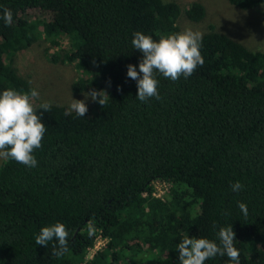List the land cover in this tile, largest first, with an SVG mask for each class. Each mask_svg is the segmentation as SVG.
Instances as JSON below:
<instances>
[{"label": "trees", "instance_id": "1", "mask_svg": "<svg viewBox=\"0 0 264 264\" xmlns=\"http://www.w3.org/2000/svg\"><path fill=\"white\" fill-rule=\"evenodd\" d=\"M228 1L263 6L264 19V0ZM3 8L12 10L13 23L0 19V92L34 88L16 56L47 37L59 49L52 61L74 63L85 75L95 65L94 78L78 79L75 92L104 90L110 98L105 106L95 102L85 117L64 115V105L38 109L47 131L34 151L37 166L3 161L0 264H135L132 257L148 252L159 264H179L176 248L185 236L216 240L228 225L239 264H264L263 50L211 24L202 38L203 65L175 82L157 74L161 99L144 103L136 98L137 82L127 78V66L139 71L143 55L132 47L133 34L159 40L183 31L178 2L0 0ZM32 9L51 13V20L33 19ZM185 14L202 22L206 7L194 1ZM157 181L170 185L165 199L152 195ZM236 181L245 185L239 193L231 189ZM57 222L69 231L62 256L52 254L55 241L35 243L41 227ZM100 233L108 242L87 261ZM205 264L234 262L216 256Z\"/></svg>", "mask_w": 264, "mask_h": 264}, {"label": "clouds", "instance_id": "2", "mask_svg": "<svg viewBox=\"0 0 264 264\" xmlns=\"http://www.w3.org/2000/svg\"><path fill=\"white\" fill-rule=\"evenodd\" d=\"M0 19L6 26L13 23V13L9 8H3ZM203 34L191 28L176 33L163 35L159 40L153 39L141 31L133 34L131 41L133 49L141 52L139 71L133 64L127 66V78L137 82L136 98L147 103L150 98L161 99L158 91L157 74L165 79L177 81L183 76L189 78L195 70L202 66L204 58L200 51ZM40 96L36 88L20 91L8 88L0 92V157L11 159L26 167L34 168L38 161L34 151L42 147V141L47 131L42 122V112H50L52 103L44 101L35 105L34 100ZM91 97L94 102L105 106L109 95L104 90H91L85 97ZM88 111L84 100L73 99L64 115L75 113L77 117H85ZM245 188L240 181L231 184L233 192L239 193ZM238 207L247 218L248 208L244 202ZM95 226L88 224V235L92 236ZM69 231L63 223L57 222L43 226L35 235L36 245L48 247L52 244V254L62 256L68 250ZM235 232L231 225L222 226L216 232V240L185 236L177 245L179 264H205L216 256H226L229 261L239 264L240 251L234 245Z\"/></svg>", "mask_w": 264, "mask_h": 264}, {"label": "rangeland", "instance_id": "3", "mask_svg": "<svg viewBox=\"0 0 264 264\" xmlns=\"http://www.w3.org/2000/svg\"><path fill=\"white\" fill-rule=\"evenodd\" d=\"M168 1H176L181 5L182 13L179 18V25L183 30L191 28L199 30L203 34L211 24H214L216 30L231 36L246 47L264 51L263 6L243 9L232 5L228 0ZM194 1L201 2L206 7L207 14L202 22L192 23L186 17L185 10ZM29 13L33 19L48 21L52 18V14L44 10L32 9ZM66 40L65 37H62L59 42L67 48L68 42ZM61 44L60 46H62ZM47 48L50 49L47 51ZM57 51H59L58 47L52 45L47 37H43L28 49L20 51L16 56L15 64L19 69V73L28 79L40 93L39 98L34 100L33 103L37 105L44 101H50L55 105L68 106L73 98L84 100L88 109L93 108L95 102L90 96L85 97V93H89L90 90L85 89L81 92H75L73 85L80 78H94L96 75L95 65L91 64L89 66L91 73L85 75L74 63L63 60L52 61L50 57ZM4 160L5 158L0 157V166ZM131 259L135 264H159L156 262V256L153 252L142 253ZM89 260L91 259L87 261Z\"/></svg>", "mask_w": 264, "mask_h": 264}, {"label": "built area", "instance_id": "4", "mask_svg": "<svg viewBox=\"0 0 264 264\" xmlns=\"http://www.w3.org/2000/svg\"><path fill=\"white\" fill-rule=\"evenodd\" d=\"M169 188L170 185L168 182L166 181H157L155 182V186H154V190L152 192V195L157 197V198H161V199H165L168 192H169ZM144 195H147V193H144ZM108 242V238L103 236L101 233L98 235L95 244L89 248V252L87 255V260L88 259H93L95 254L104 248V246L107 244ZM89 254H91V256H89Z\"/></svg>", "mask_w": 264, "mask_h": 264}]
</instances>
